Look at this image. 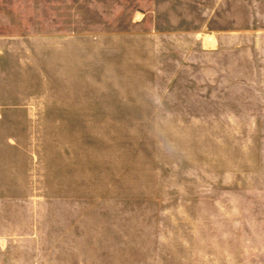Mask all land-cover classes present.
Returning a JSON list of instances; mask_svg holds the SVG:
<instances>
[{
	"label": "rangeland",
	"instance_id": "rangeland-1",
	"mask_svg": "<svg viewBox=\"0 0 264 264\" xmlns=\"http://www.w3.org/2000/svg\"><path fill=\"white\" fill-rule=\"evenodd\" d=\"M44 1L0 4V264H264V89L204 45L221 0Z\"/></svg>",
	"mask_w": 264,
	"mask_h": 264
},
{
	"label": "crops",
	"instance_id": "crops-1",
	"mask_svg": "<svg viewBox=\"0 0 264 264\" xmlns=\"http://www.w3.org/2000/svg\"><path fill=\"white\" fill-rule=\"evenodd\" d=\"M220 7L219 36L207 34L204 45L220 48L222 73L232 84L241 87L252 74L259 77L252 88L264 89V0H221Z\"/></svg>",
	"mask_w": 264,
	"mask_h": 264
}]
</instances>
